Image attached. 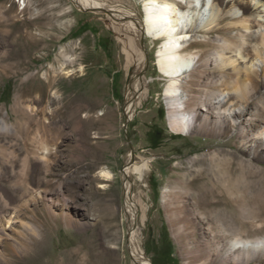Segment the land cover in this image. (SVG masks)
<instances>
[{"label": "rangeland", "instance_id": "374dc122", "mask_svg": "<svg viewBox=\"0 0 264 264\" xmlns=\"http://www.w3.org/2000/svg\"><path fill=\"white\" fill-rule=\"evenodd\" d=\"M98 1L131 9L145 22L144 0ZM214 1L218 16L234 10L231 1ZM236 3L238 15L256 17L264 0ZM232 20L222 17L217 30L197 27L193 32L192 40L210 39L212 45L187 42V50L208 49L223 37H237L225 52L236 60L233 66L211 71L202 82L229 78L235 83L234 66L243 71L248 60L237 58V49L259 41L255 36L241 38L238 29L228 30ZM84 24L86 31L80 29ZM262 28L252 24L255 35ZM143 40V94L129 116V89L141 64L130 30L115 23L108 11L79 8L73 0H0V120L4 117L12 125L10 131L0 129V213L21 204L22 219L33 222L37 215L49 224L40 254L26 257L11 250L23 239L21 228L17 223L7 226L14 239L0 233V249L9 260L0 264H134L126 201L129 181L136 205V243L152 264L169 251L185 264L194 245L190 233L184 244L179 242L171 226L166 198L177 190L183 201L182 211L174 214L178 224L192 209L198 221L219 228L223 221L216 217L222 213L227 224L242 229L244 238L264 241V148L256 151L257 143L243 140L233 126L217 136L176 133L168 119V81L157 64L162 41L146 32ZM51 79L54 86L48 87ZM254 87L250 97L232 101V107L246 105L243 119L251 114L258 118L246 124L256 131L264 126V81L259 79ZM19 94L26 114L15 103ZM33 110L31 121L27 114ZM155 141H160L157 147ZM130 155L136 162L151 161L145 180L136 171L125 175ZM28 189L41 195L25 204ZM213 189L227 195L229 204H216ZM64 214L72 217L70 222ZM194 234L199 238L197 230ZM256 258L246 264H264V255Z\"/></svg>", "mask_w": 264, "mask_h": 264}, {"label": "bare ground", "instance_id": "6f19581e", "mask_svg": "<svg viewBox=\"0 0 264 264\" xmlns=\"http://www.w3.org/2000/svg\"><path fill=\"white\" fill-rule=\"evenodd\" d=\"M73 1L79 8L108 11L112 20L118 23L122 28L130 30L137 41L140 51L139 54H141V64L140 72L135 75L129 89L127 107V114L129 116L133 115L132 113L139 104L143 94L142 72L145 67L146 54L142 49V41H144V32H146L147 35L154 40L162 41L157 53V64L159 71L168 81L165 89L168 119L172 129L176 133L185 135L192 133H210L217 136L225 133L226 129L233 126L236 127V133L243 140L257 143L255 144L256 151H259L260 148H264L262 146L264 144V126L259 125L256 131H254V129L249 130L246 126V124L249 123L253 124L258 118L251 114L249 118L243 119L242 115L246 106L244 104L237 106V108L232 107V101L247 99L255 92L254 85L259 79L264 81V3L258 7L259 10L257 11L258 14L256 17H248L244 14L238 15L239 8L237 7L238 3H236V0H219L221 4H226L231 1L232 8L234 9L230 14L224 16L220 15V17L215 13L214 0H187L185 2H183V0H144L146 19L144 23H141L133 10L122 5L109 4L108 2L106 3L105 1L98 0ZM247 9L249 10L250 8L248 7ZM227 16L233 17L232 22H230L231 25L227 27L228 30L238 29V31H241V38H244L245 35H247V37L255 36L259 38V41L255 44H251L249 41L246 47L243 46V49H237L238 53H236L235 56L239 59L245 58L248 60L247 63H245L243 71L234 66L237 77L235 83L232 82V84H230L229 78L221 81L209 80L207 82H202L204 75L214 70L224 69L235 63L236 60L225 56V52L233 47L237 37L225 35L227 37L221 38L218 44H213L214 47L208 49L199 48L196 50H187V42L212 45L210 39L192 40L194 38L193 32L197 30V27H201L204 32L217 30L220 19ZM195 19H199L201 23L199 25H194ZM254 22H258L259 25L263 27L257 35L252 31V24H254ZM243 30L247 32V34L242 32ZM130 39L132 40V37H130ZM250 49L254 52L251 56L249 55L250 52L244 53L243 51H251ZM218 83H220L219 87L216 88L215 85H218ZM212 84L214 86H212ZM210 85L216 88V90ZM53 86L54 79H51L48 83V87ZM192 87L195 89H192ZM54 93L56 94V92ZM199 93L201 94L200 99L196 97ZM22 98L23 94L17 95L15 103L16 105H21L19 111L26 114L27 112L22 106ZM42 98L43 95L40 94L39 100L41 102L43 101ZM80 108L81 107L78 109ZM31 112L33 113L27 114V117L31 121H34L35 111L33 110ZM0 129L3 131H10L12 130V125L3 117L0 120ZM45 148L48 149L47 146ZM150 162L151 161L146 158H142L140 162H136L134 156L130 155L129 164L127 166L128 169L125 175L129 178L131 177V173L136 171L140 177L145 180L150 172ZM104 174L110 176V173L107 171H105ZM131 186L132 183L129 181L127 183L126 192L127 216L131 234L129 249L134 264H152L143 254L142 250H138L137 243L139 242L136 243V205L133 196L130 194ZM213 190L214 195L219 198L216 204H229L227 195L224 194V196H221L219 195V189ZM26 191L28 193V195L26 194L28 198L24 199L25 204L33 202L35 198L41 195L40 192L34 193V191L32 192L29 189ZM178 192L179 190H177L175 195L167 193L166 203L170 214L169 218L172 219L171 226L174 228L179 242L184 244L186 234L188 233L193 236L194 245L190 251H187L185 264H246L250 260L264 255V241H250L244 238L242 236V229H235L234 225V227H232L230 224L226 223L225 214H217V221H223V225L219 228L214 227L209 222L198 221L192 209L187 210L183 218V224H178L174 219V214L182 211L181 207L183 202ZM20 205H12L6 208L7 210L3 213H0V233L14 239V236L7 232V226L13 227V224L17 223L21 228L20 235L23 239H21L22 241L16 240V243L13 242L14 244H12L11 250H13V252L22 251V253L27 256L38 255L43 249V244L46 241L47 236H45V233L48 231L49 224H47L45 220L43 222L41 218L35 214L36 212L34 213L36 216L33 222L22 219L19 214V210L21 209H18L21 207ZM44 213H46L47 217L49 216L51 219L54 218L52 214L48 213V210H45ZM71 218L70 215H65L66 222H70ZM196 230L199 232V238L194 234ZM139 248H141V246ZM1 249L0 260H4L5 262L9 261L7 260V251Z\"/></svg>", "mask_w": 264, "mask_h": 264}, {"label": "trees", "instance_id": "16d2710c", "mask_svg": "<svg viewBox=\"0 0 264 264\" xmlns=\"http://www.w3.org/2000/svg\"><path fill=\"white\" fill-rule=\"evenodd\" d=\"M83 31H86L89 29L88 25L84 24L80 27ZM160 144V141H155L153 142L154 146H158ZM153 264H179L173 257H172V252L169 251L167 252L166 256L164 255H158V260H153Z\"/></svg>", "mask_w": 264, "mask_h": 264}]
</instances>
